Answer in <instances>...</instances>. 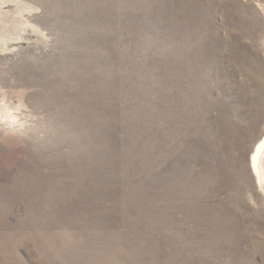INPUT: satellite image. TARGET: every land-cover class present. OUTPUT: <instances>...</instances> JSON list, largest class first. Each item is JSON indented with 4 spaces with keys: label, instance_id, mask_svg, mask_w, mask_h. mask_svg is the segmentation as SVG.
<instances>
[{
    "label": "rangeland",
    "instance_id": "rangeland-1",
    "mask_svg": "<svg viewBox=\"0 0 264 264\" xmlns=\"http://www.w3.org/2000/svg\"><path fill=\"white\" fill-rule=\"evenodd\" d=\"M264 0H0V264H264Z\"/></svg>",
    "mask_w": 264,
    "mask_h": 264
},
{
    "label": "bare ground",
    "instance_id": "bare-ground-1",
    "mask_svg": "<svg viewBox=\"0 0 264 264\" xmlns=\"http://www.w3.org/2000/svg\"><path fill=\"white\" fill-rule=\"evenodd\" d=\"M262 153H264V139L258 145L257 150H256L254 157H253V165H254L256 173L258 174V179L260 182L262 181V175L260 173V167L258 165V162H259L258 160H259V157Z\"/></svg>",
    "mask_w": 264,
    "mask_h": 264
}]
</instances>
